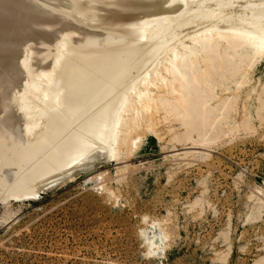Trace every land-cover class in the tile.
Wrapping results in <instances>:
<instances>
[{
	"label": "bare ground",
	"instance_id": "1",
	"mask_svg": "<svg viewBox=\"0 0 264 264\" xmlns=\"http://www.w3.org/2000/svg\"><path fill=\"white\" fill-rule=\"evenodd\" d=\"M21 1L30 4L25 7L19 6L23 7L22 9L17 8L16 5L13 9L14 0H0V17H4L0 23L7 25V22H4L5 15L8 19L15 18L12 20L14 25L10 22L11 25L8 24L4 26L5 28L2 24L0 26L3 28H0V174H3L0 177L4 180L16 170L17 172L14 173L18 179L16 184L23 186L22 189L17 186L16 191L18 188L20 190L13 194L8 189L12 187V183L16 187L14 178L13 180L11 178L15 176H9L10 181L7 179V184H11L10 188L6 186L7 184L1 183L0 178L2 202L10 198L19 200L34 198L41 187L47 191L54 190L71 175L73 169L88 159H99L104 156L114 161L120 160L122 157L120 150L128 144L131 146L129 152L131 154L132 150L136 149L134 140L138 137V131L146 128L148 133H155L153 131L156 127L155 116L161 113L165 122L172 120L182 128V134L175 137L177 142L187 141L192 145L207 146V142L221 138L224 121L229 120L237 109V107L235 109L236 100L217 98L214 93L215 88L223 90V84L237 76H241V85L246 84L249 76L246 77L242 65L247 63L249 71L259 59L264 60L262 0H257L262 3L250 4L243 0H83V2L74 0L73 2L80 5L76 3L78 7H81L82 2V7L86 3L89 7L97 4L101 6L99 9L108 8V10L112 9V12L115 11L108 19L106 13L103 14L104 12L101 11L103 18L101 17L102 20L99 21L97 18L100 17H97V14H92L90 17L91 7L85 5L84 8L86 10L89 8V13L87 11L83 13H87L85 16L88 21L91 22L89 19L94 16L100 23L97 28L92 26L96 28L93 35H90L93 30L85 29L87 25L91 27L90 24L85 23L87 20L76 18L77 15L83 14L80 13L82 11H78L76 7L77 13L80 14L76 13V15L74 9L70 13L68 10L70 8L67 11L66 8L60 7L65 3L58 6L61 2L58 3L57 0L54 1L55 4L52 2L54 7L58 6L57 14L61 8L76 16L74 18V15H66L68 20L72 16L75 22L80 19L76 24L80 25V22L82 25L86 24L85 27L80 25L85 29L84 36L82 35L80 41L78 40L81 45L76 42L74 44L78 46L70 49V40L78 32L68 30L66 35V31L63 28L61 30L64 24L63 26L61 24V27L58 24L56 31L62 39L56 37L58 46H55L54 54L41 53L36 55L35 60L33 59L34 63H31L30 50L26 51L25 46L21 48L26 52L22 53L24 57L21 55L23 61L20 62L19 48L23 46H20V40L25 41L28 33L25 32L27 35L22 40L20 38L22 34L18 30L20 28L17 27L32 19L50 21L58 17L59 20V16L54 11L55 14L50 15V12L53 13L48 9L53 6L50 2L48 3L51 7L46 4V9L49 10L47 12L40 2L43 0H20L19 3ZM36 1L44 8L39 5L34 9ZM46 1L48 0L44 2ZM204 3L209 8V12L205 9V13L204 8L201 10L200 5ZM193 8L194 11L196 9L201 11L197 10V13L194 14L193 11L189 14ZM210 8L213 10L210 11ZM19 9L20 13H18ZM65 11H62L63 16L59 14L61 20L65 16ZM223 13L228 14L223 16ZM235 13L239 16L236 14L232 17ZM187 14L193 15L187 19ZM72 17L70 20L74 22ZM18 21L20 25L18 24L15 29V22ZM65 21L62 20L63 23ZM200 21H207L209 25L212 23L211 26L218 25L219 22L221 25L217 31L211 30L214 27L209 26L210 29H207L202 26L206 30L201 31V28L198 29L200 31L198 33L192 32L193 34L186 35L189 42L187 45L181 42L178 47H171L172 49L167 51L165 48L162 49L177 30L185 26L189 27L190 24L196 25ZM46 23H42L43 27ZM233 23L235 25H232ZM35 25L32 26L38 30ZM74 26L77 27L75 24ZM40 27L38 36L40 30L44 29ZM30 30L33 31V28ZM21 31L29 32V28L25 27ZM51 31L50 34L53 35L54 32ZM30 37L33 38V35ZM28 39L29 37L26 41ZM37 39L40 40L39 37ZM43 41L46 42V39L40 40ZM86 41L91 42L88 43L91 48H84ZM125 42L126 44H123ZM119 44L122 47L117 46ZM153 47L156 48V56L161 50L168 52L167 57L163 56L165 61L161 66L154 67L156 70H150L151 61L147 64L148 60H146L147 57L148 59L150 57V60L155 58L151 57L155 49ZM71 50L70 54L68 51ZM66 52L70 55L65 57ZM145 60L147 62L144 64ZM38 67L43 70L35 72ZM25 84L28 85L26 89H24ZM63 88L65 92L60 95L59 92L62 91L60 89ZM261 90L260 96L256 95L260 97L258 102L260 106L264 104V88L262 87ZM149 111L153 115L145 117V114H151ZM239 129L247 131L248 125L243 123ZM213 133H216V136L208 138ZM23 162L26 163V167L21 170L20 164L22 165ZM60 168L64 169V174L55 175ZM48 178L52 180L41 186V182ZM4 181L6 182V179ZM139 234L142 237L144 231H140ZM142 244L147 255L156 258L160 256L161 250L154 238L143 237Z\"/></svg>",
	"mask_w": 264,
	"mask_h": 264
},
{
	"label": "rangeland",
	"instance_id": "2",
	"mask_svg": "<svg viewBox=\"0 0 264 264\" xmlns=\"http://www.w3.org/2000/svg\"><path fill=\"white\" fill-rule=\"evenodd\" d=\"M19 1L18 5L14 0L13 9L16 5L22 9L23 7L19 6L25 7L30 4L22 3L23 1L20 4ZM44 1L40 2L45 8L38 4L40 3L38 1L32 6L36 9L40 5L39 7L42 6L47 12L50 9L56 13L58 6L65 3L60 7L66 8L65 10L70 8L69 12L71 10L73 12L74 9L75 14L77 9L83 13L88 12L91 7L88 13L91 14L90 17L97 14V17H100L97 20H102L105 13L108 19L115 12L108 8L99 9L101 6L97 4L89 7L87 3L88 6L85 5L89 8L86 10L85 5V8L82 7L83 0H80L81 3L79 1L81 7H78L80 5L73 2L74 0H58V3H61H57L58 6L56 4L57 8L52 4L57 0ZM243 1L247 4L257 2ZM259 1L257 3L264 2ZM48 2L53 5V9L48 8L50 6ZM46 4H49L48 9ZM203 5L206 6V3L200 5L201 10L204 8L203 11L206 9L209 12V8ZM60 9L58 14L56 13L59 20L63 16L62 11H65L61 9L60 12ZM19 11L20 9L18 13L21 12ZM93 11L96 13H91ZM101 11L104 13L100 14ZM193 11L194 8L189 14ZM54 12L52 14L50 12V15L55 14ZM70 13L65 11V16ZM227 14L223 13V16ZM83 15L87 16V13L77 17L74 15V18L87 20L85 23L91 27L87 25L86 28V24L82 25L81 22L80 25H85L87 30L89 28L93 30L90 34L93 35L101 20L97 21L93 16L89 19L91 23ZM192 15L186 16L187 19ZM65 16V19H62L66 20L65 23L62 20L60 23L58 17L55 19L57 22L45 19L48 23L44 19L27 20L25 24L21 23V27L18 26L19 21L15 22V29L16 26L21 30L29 28V32L18 29L22 34L20 35L22 40L26 33H28L26 39L29 37L28 41L26 39L22 41L27 43L26 45L20 40V46L23 45L19 48L20 62L23 61L24 52L29 50L31 63H34L36 55L41 53L54 54L58 46L56 37L62 39L56 31V26L58 28L61 24L65 26L60 27L66 31V35L68 30L78 32L73 39L71 38L73 40H70L71 45L68 44L70 49L81 45L78 40L84 36L85 29L76 24L80 19L75 22L71 16L74 21L72 22L71 17L68 20V16ZM3 18L0 17V20ZM13 19H8L5 15L6 21H3L7 22V25H14ZM42 23H46L44 25L46 28ZM219 23L211 26L212 23L209 25L207 21H200L196 25L182 27L162 49L165 48L167 51L178 47L181 42L187 45L189 42L186 35L198 33L202 26L207 29L209 26L214 27L211 30L217 31L221 25ZM234 23L236 24V21ZM234 23L232 25H235ZM1 24L2 27L7 26L3 22L0 26ZM33 24H36L38 30L34 29ZM37 25L42 26L41 29L44 28L40 30V36ZM32 28L33 31L30 30ZM52 29L55 30L51 31ZM49 30L54 32L53 35ZM48 33L51 38L48 37ZM29 35H33V38ZM38 37L40 40L46 39V42H40ZM76 42L78 44H74ZM86 43L91 44L89 41ZM86 43L84 48L92 47ZM117 46L122 47L121 44ZM23 47L27 49L24 52ZM66 48L68 50V46L65 50ZM153 51L151 57H155L154 60H150V57L146 59L147 64L151 61L150 70L159 68L165 61L164 57L168 56V52L164 50L159 51L158 53H161L157 56L156 48ZM68 52L71 54L72 50ZM69 53L66 52L65 57ZM247 67V63L242 65L246 77L249 76L246 84L241 85V76H237L225 82L223 90L215 88L217 98L236 100L237 109L232 114L233 118L224 121L221 138L207 142V146L192 145L187 141L177 142L175 137L182 134V128L172 120L165 122L161 113L155 116L156 127L153 128L155 133H148L146 128L138 131V137L134 140L136 149L132 150L131 154H129L131 146L128 144L120 150V157L122 155L120 160L114 161L102 156L99 159L81 162L72 170L68 176L69 180L65 179L54 190L47 191L41 187L34 198L22 200L10 198L6 202L0 201V264H264V104L262 106L258 104L261 89L264 88V60L259 59L249 71ZM40 70L43 69L38 67L35 72ZM24 86H26L24 89L28 88L27 84ZM63 89H60L62 90L59 92L60 95L65 92ZM146 115L153 114H145V117ZM243 123L248 125L247 131L239 129ZM212 136H216V133L208 138ZM20 167L23 170L26 163L23 162ZM14 171L17 172L16 170L12 172ZM56 172L55 175L61 176L64 169L60 168ZM14 173L7 175L6 178V174L2 176L6 182L0 177L1 183L6 185L7 179L10 181L11 175L15 176ZM16 177H11L12 180L14 178L15 184L18 180ZM50 178L41 182V186L49 183L52 180ZM13 185V183L12 187L11 184L6 185L8 188L11 187L7 189L13 194L20 190L18 188L16 191L17 186L21 189L23 187ZM140 231H144L142 237ZM143 237L154 238L158 242L160 256L156 258L147 255L142 244Z\"/></svg>",
	"mask_w": 264,
	"mask_h": 264
}]
</instances>
